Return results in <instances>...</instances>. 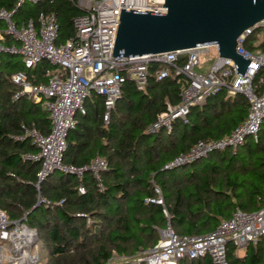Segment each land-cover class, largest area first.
Returning <instances> with one entry per match:
<instances>
[{
	"label": "trees",
	"instance_id": "1",
	"mask_svg": "<svg viewBox=\"0 0 264 264\" xmlns=\"http://www.w3.org/2000/svg\"><path fill=\"white\" fill-rule=\"evenodd\" d=\"M16 0H0V9L10 11ZM40 14L53 15L58 29L56 45L73 36L74 18L82 11L75 0H37L19 7L13 16L18 26ZM0 20V33L5 45L19 46L5 33ZM264 28L257 26L244 43L246 51L255 49L254 40ZM180 57L177 65L184 64ZM179 66V65H178ZM162 68L148 65V78L143 91L130 81L122 86L120 98L109 112L105 124L102 97L92 94L84 103L85 114L75 116L76 126L66 136L65 165L81 167L95 157L104 158L108 168L101 174L104 190L99 191L90 172L81 180L74 175L53 172L38 182L41 163L25 161V155L36 154L32 139L23 135V127H34L40 134L50 133L48 113L39 103L26 96L14 99L20 87L12 76L25 68L21 57L0 54V210L11 221L25 216V225L36 231L46 254V264H116V258L129 259L126 264L153 248L159 231L169 227L177 236H200L213 232L231 217L235 208L255 212L264 205V122L255 142L248 138L235 154L217 151L190 165L172 170L163 167L198 141L227 136L246 118L248 102L241 94L221 91L207 98L201 106L189 110L188 123L180 119L168 132H146L157 116L168 106L180 103V85L169 76L157 80ZM54 66L42 60L26 70L28 81L46 83L47 72ZM264 75L261 67L253 79ZM84 193L80 194L78 186ZM156 186L162 205L147 202L156 198ZM40 203L34 207L38 199ZM238 249L226 243L228 264H264V240ZM177 264H213L205 256L181 260Z\"/></svg>",
	"mask_w": 264,
	"mask_h": 264
},
{
	"label": "built area",
	"instance_id": "2",
	"mask_svg": "<svg viewBox=\"0 0 264 264\" xmlns=\"http://www.w3.org/2000/svg\"><path fill=\"white\" fill-rule=\"evenodd\" d=\"M37 0H16L12 10L0 9V20L5 24V33L18 41L19 46L5 45L0 33V54L21 57L24 71L15 73L12 82L21 89L14 99L26 96L48 113L50 133L40 134L34 127H23V135L17 137L22 141L25 137L32 139L38 148L36 154L25 155V161L41 163L38 182L53 172H60L82 179L84 173L90 172L98 190H104L101 174L107 170L106 160L95 156L88 165L75 167L65 165L62 156L66 150V136L76 126L75 116L85 114L84 103L92 94L104 100V122L108 123L109 112L120 98L122 86L130 81L136 90L143 91L147 82V68L151 63H158L162 68L157 72V80L169 76L177 79L180 85V103L168 106L167 110L157 116L146 130L148 134H158L162 129L170 131L172 123L180 119L188 123L189 110L203 105L207 98L221 91L230 96L243 95L248 102L245 120L231 133L220 139L198 141L186 153L180 154L167 163L163 169L190 165L206 158L217 151L230 150L233 154L251 138L257 141L264 122V87L257 93L253 87V79L261 67H264V43L259 39L252 52L246 51L244 43L257 26L264 28V20L245 31L236 44V53L250 60L244 74H237L235 63L231 59L221 58L216 46L181 49L158 53L148 57L114 58L113 50L120 20L121 10L154 12L163 14L165 0H75L82 11L74 18L73 36L65 43L56 45L58 29L53 15L40 14L36 21L29 18L19 26L14 23L15 11L25 4H35ZM215 50L216 59L205 72H197L200 56ZM180 57L185 58L182 67L177 65ZM42 60L54 66L47 72V82L33 84L28 81L26 70L33 69ZM78 191L84 193L79 184ZM156 198L146 201L162 205L161 191L154 186ZM48 205L42 198L37 204ZM11 221L8 215L0 210V264L10 263L25 253L35 256L34 261L26 264H41L38 258L39 240L36 231L25 223ZM26 233L29 235L27 238ZM159 241L150 250L132 259L144 264H177L181 260L198 259L208 256L213 264H228L226 260V243L231 242L237 249L256 245L264 240V205L255 212H244L235 208L231 217L222 221L211 233L200 236H177L169 227L159 231ZM19 246V248H16ZM7 251V252H6ZM9 258V259H8ZM116 258V264H126L129 259ZM25 262L27 258H21ZM10 261V262H9ZM4 264V263H2Z\"/></svg>",
	"mask_w": 264,
	"mask_h": 264
},
{
	"label": "water",
	"instance_id": "3",
	"mask_svg": "<svg viewBox=\"0 0 264 264\" xmlns=\"http://www.w3.org/2000/svg\"><path fill=\"white\" fill-rule=\"evenodd\" d=\"M163 8V14L121 10L113 57L216 46L244 76L251 61L236 53L237 40L264 20V0H165Z\"/></svg>",
	"mask_w": 264,
	"mask_h": 264
},
{
	"label": "rangeland",
	"instance_id": "4",
	"mask_svg": "<svg viewBox=\"0 0 264 264\" xmlns=\"http://www.w3.org/2000/svg\"><path fill=\"white\" fill-rule=\"evenodd\" d=\"M259 39L264 41V31H261L258 33L257 39L255 38L253 43L255 44ZM259 49H261V50L264 49V43L261 44ZM216 57H217L216 52L213 49H210V51L208 53L202 54L200 56V65L195 69V71L205 73L210 68L211 64L214 62ZM178 65H179V67L183 66V64L182 65L178 64ZM258 85H259V87H261V89L264 87V75L262 76L261 80L258 82ZM38 258H39L41 264H46V260H47L46 254H45V251H43V247H41L40 242H39V246H38ZM19 260H20V258H18V261ZM21 262L24 263V261H21ZM2 263L5 264L6 262H1V264Z\"/></svg>",
	"mask_w": 264,
	"mask_h": 264
},
{
	"label": "bare ground",
	"instance_id": "5",
	"mask_svg": "<svg viewBox=\"0 0 264 264\" xmlns=\"http://www.w3.org/2000/svg\"><path fill=\"white\" fill-rule=\"evenodd\" d=\"M26 236H27V238H29V235H28L27 233H26ZM16 248H19V246H17ZM0 250H1V249H0ZM6 252H7V251H6ZM21 258H27V259H26V262L22 263L21 261H23V259H22V260H19V261H18V259H16V260H15V259H11V260H10L11 262H10V261H9V262H10V263H13V264H26V263L29 262V261H32V262H33L34 259H35V256L33 255V256H29V257H28V254L25 253L24 255H21V256H20V259H21ZM8 259H9V258H8Z\"/></svg>",
	"mask_w": 264,
	"mask_h": 264
},
{
	"label": "crops",
	"instance_id": "6",
	"mask_svg": "<svg viewBox=\"0 0 264 264\" xmlns=\"http://www.w3.org/2000/svg\"><path fill=\"white\" fill-rule=\"evenodd\" d=\"M237 251H238V252H237V255H238L239 257H243V256L245 255V248L238 249Z\"/></svg>",
	"mask_w": 264,
	"mask_h": 264
}]
</instances>
